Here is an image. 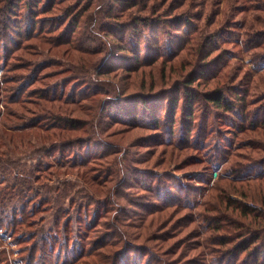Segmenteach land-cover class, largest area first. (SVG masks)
Instances as JSON below:
<instances>
[{"label": "rangeland", "instance_id": "rangeland-1", "mask_svg": "<svg viewBox=\"0 0 264 264\" xmlns=\"http://www.w3.org/2000/svg\"><path fill=\"white\" fill-rule=\"evenodd\" d=\"M244 209L264 0H0V264H254Z\"/></svg>", "mask_w": 264, "mask_h": 264}, {"label": "trees", "instance_id": "trees-1", "mask_svg": "<svg viewBox=\"0 0 264 264\" xmlns=\"http://www.w3.org/2000/svg\"><path fill=\"white\" fill-rule=\"evenodd\" d=\"M207 97V102H210L214 108L218 109V110H223L224 112L228 113V114H231L233 117H237L238 118V110L236 109V106L230 102L229 100L225 99L220 93L218 92H214L212 94H208L206 95ZM175 104V102H174ZM186 109H187V113H185V116H188L189 118L192 117V110H191V106L190 105H187L186 106ZM242 117V116H241ZM243 118V117H242ZM157 129V124L155 126ZM229 148H232V146H229ZM232 150V149H231ZM253 178V179H252ZM263 178V177H262ZM251 179V180H250ZM260 176L257 174L256 177L254 178V176H249V177H244V178H240L238 181L241 183H243L244 181L248 182V181H254V182H257L259 181ZM250 183V182H248ZM261 185V183L259 184ZM245 197V195H244ZM250 200L251 202H253L255 200V197L254 196H251L250 197ZM242 217L245 218V219H248L249 218V225H257V228H261L262 227V223L264 221V216H261V214H253V211L252 210H248V209H244V211H242ZM240 215H241V212H240ZM218 230H220L221 228H217ZM248 234L250 235L251 238H247L245 240H240L237 244H234L231 249H233V253L239 257L240 254L246 252V251H249L250 248L254 245H258L256 244V241L261 237L262 234H264V231L261 229L259 231V233H255L254 230L253 232L252 231H248ZM262 240V239H261ZM207 241V240H206ZM204 242V243H207V242ZM219 244L217 245H220V246H226V245H230L231 243V240L228 238H223L220 242H218ZM254 249V248H253ZM263 251V255H264V250ZM88 251L82 255L80 257H86ZM42 258V257H41ZM263 259L264 258H257L254 262V264H263ZM43 261V259H40L39 260V264H41ZM98 262H101L100 260ZM87 262H81V264H86ZM95 263V262H94ZM94 263H90V264H94Z\"/></svg>", "mask_w": 264, "mask_h": 264}]
</instances>
